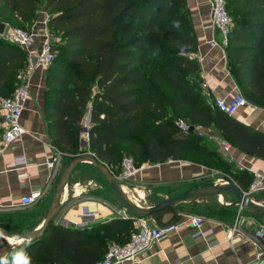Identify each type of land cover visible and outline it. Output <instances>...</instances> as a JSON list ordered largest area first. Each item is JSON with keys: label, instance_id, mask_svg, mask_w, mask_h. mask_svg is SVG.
Masks as SVG:
<instances>
[{"label": "trees", "instance_id": "obj_1", "mask_svg": "<svg viewBox=\"0 0 264 264\" xmlns=\"http://www.w3.org/2000/svg\"><path fill=\"white\" fill-rule=\"evenodd\" d=\"M224 1L231 18L227 69L241 94L264 108V0ZM41 5L54 53L44 83L47 138L66 167L87 152L115 177L124 158L136 167L185 161L217 167L247 191L252 175L233 170L207 137L194 131L184 135L175 125L184 121L210 130L246 155L264 158V133L203 98L194 57L197 37L186 0H0V22L29 30ZM25 70L24 52L0 38V98L14 94ZM88 111V151L81 152ZM179 208L151 219L160 227L174 224L182 219ZM166 215L170 218L164 222ZM202 215L234 219L227 208ZM134 223L132 217L114 218L74 229L52 222L42 238L17 246L0 264H96L110 245L129 242L137 231Z\"/></svg>", "mask_w": 264, "mask_h": 264}, {"label": "crops", "instance_id": "obj_2", "mask_svg": "<svg viewBox=\"0 0 264 264\" xmlns=\"http://www.w3.org/2000/svg\"><path fill=\"white\" fill-rule=\"evenodd\" d=\"M186 3L197 37V51L203 56L202 62L198 61L203 98L212 102L215 96L228 99L235 92L241 94L227 69L226 54L224 63L220 52L206 49L205 42L210 36V7L207 1L186 0ZM47 17L43 7L29 31L45 37L48 34ZM45 76L46 72L37 70L29 79L30 98L21 119V125L28 134L9 145L0 154V228L12 234H24L41 227L51 201L50 196L63 174L62 166L57 163L60 153L47 138L44 116ZM246 101L248 105L240 109L234 119L264 133V108L253 105L248 99ZM89 122L88 111L82 120V129H88ZM1 129L3 130L2 125ZM211 134L216 140L209 137L207 139L217 154L227 161L217 142L221 138L215 132L211 131ZM82 137L81 133V142ZM230 155L237 162L232 164L227 161L233 170L246 171L253 176V180L257 179L256 177L261 180L262 189L249 197L264 206V158L248 156L232 146ZM20 160L25 163L19 164ZM51 162L52 167H47L46 164ZM95 171L97 170L90 163H82L75 169L70 178L71 184L66 187L61 197L54 224L64 228L90 229L114 218L130 216V213L119 210L101 195L100 187L88 177ZM216 176L218 171L208 170L194 163L169 160L162 164H149L138 173L135 180L123 181L125 184L121 185V188L126 194H131L135 202L142 203L148 189H161V192H165L177 188L185 193L194 188L217 185L214 182ZM224 182L226 181L218 180V184ZM231 182L240 189L237 183L233 180ZM32 192H40V200L32 207L20 208V200ZM128 197L130 198V195ZM163 198L168 197L165 195ZM209 199L212 198L180 207L178 211L182 216L181 220L195 215L188 210L191 205L200 207ZM214 199L222 204L226 198L219 196ZM224 208L234 213V219L230 222L215 216L198 214L197 216L203 219L200 236H195L194 228L185 226L163 241L153 243L138 257L137 264H259L261 259L258 254L264 255V217L249 209L240 208L235 203ZM84 210L90 215H83ZM169 218L170 215H166L164 222ZM230 231L233 235L228 238ZM7 239L0 235V259L4 258L10 249L12 251L22 244L21 240L13 238L15 243H11ZM16 241L20 242L16 244Z\"/></svg>", "mask_w": 264, "mask_h": 264}, {"label": "built area", "instance_id": "obj_3", "mask_svg": "<svg viewBox=\"0 0 264 264\" xmlns=\"http://www.w3.org/2000/svg\"><path fill=\"white\" fill-rule=\"evenodd\" d=\"M210 7V36L205 42L208 51H218L222 55L225 63V47L227 45V37L231 28V18L225 9L224 0H206ZM48 19V17H47ZM3 39L21 49L26 56V70L22 78V85L9 98H0V117L3 133L0 137V154L11 144L19 141L28 132L21 125V119L24 107L28 102L29 95V79L37 71L47 72L51 66L54 53L49 40L48 34L41 37L31 31H25L18 27H9L5 31ZM219 39V41H218ZM197 61L202 62L203 56L194 55ZM35 60V64H33ZM248 105L246 99L239 93L235 92L233 96L226 99L224 97L215 96L212 101V107L218 111L234 118L238 111ZM178 131L184 135L190 131V126L184 121L175 123ZM193 131L199 136L213 138L211 131L199 127H193ZM82 135L87 138V128H83ZM216 140V139H215ZM221 152L225 155L229 163L237 164L236 160L230 155V145L222 140H217ZM53 161V160H52ZM24 164L23 160L18 162ZM47 167H52V162L46 164ZM149 164H143L136 167L130 158H124L121 162V171L117 180L130 181L135 180L139 172L147 168ZM254 179L249 186L247 196L257 193L263 187L261 180ZM224 184V183H223ZM41 198L40 192H32L24 196L19 203L20 208H29L35 205ZM83 215H90L87 210H84ZM124 216L122 218H127ZM136 232L131 235L129 242L124 246L112 244L108 247L107 252L101 260L96 264H137L138 257L146 251L153 243H158L166 239L170 234L179 232L183 227L190 226L196 230L195 236L201 235V226L203 219L200 216L192 215L185 220H180L168 226H157L150 219H134ZM233 235L232 231L228 233V238ZM263 253L258 254V258H263Z\"/></svg>", "mask_w": 264, "mask_h": 264}, {"label": "water", "instance_id": "obj_4", "mask_svg": "<svg viewBox=\"0 0 264 264\" xmlns=\"http://www.w3.org/2000/svg\"><path fill=\"white\" fill-rule=\"evenodd\" d=\"M6 29L7 25L0 22V38L4 37ZM33 64H35V60H33ZM190 131H193L192 126H190ZM81 144L82 146H88V142H81ZM82 163H90L92 166H94L100 176L111 188L114 196L117 198L120 204L129 211V217H132L133 219H150L151 216L157 212L167 209L179 208L183 205L195 203L208 198L224 196L227 193L233 194V196L236 198L235 205L239 206L240 208L249 209L264 217V206L254 202L235 184L228 182L220 185H209L194 188L181 195L165 199L154 206L141 207L126 195V193L121 188L120 182L112 174V172L104 164L100 163L92 154L87 152L83 155L73 158L65 168L63 174L60 176L54 188L46 216L39 229L24 234H12L0 228V235L6 238H15L16 240H21L22 243H30L42 238L46 229L52 222H54L59 212L61 197L68 186L73 172ZM10 252L11 249L8 251L7 255Z\"/></svg>", "mask_w": 264, "mask_h": 264}, {"label": "rangeland", "instance_id": "obj_5", "mask_svg": "<svg viewBox=\"0 0 264 264\" xmlns=\"http://www.w3.org/2000/svg\"><path fill=\"white\" fill-rule=\"evenodd\" d=\"M42 9H43V6L41 5L40 8H39V11L42 10ZM39 11H38V13H39ZM19 28H21V29H23L25 31H29V30H27L28 28H27L26 25L22 26V27H19ZM19 87L20 86L15 87L14 90L15 91L18 90ZM82 136H83L82 137V142H87L86 136H84V135H82ZM86 151H88L87 150V146H82V144H81V152H86ZM62 157L63 156L61 154L58 155L57 163L62 166V173H63L65 168H66V166L64 165ZM200 166L205 167L203 164L200 165ZM206 169L218 171V176H216V178L214 179V182H216L217 185H220V184H218V180L219 181H226L224 183H227V182L228 183H233V182H231V180H229L230 177L228 176L227 172H225V171H223V170H221V169H219L217 167H213V169H211V168H206ZM93 175H94V177H92ZM93 175L91 176V174H90V175H88V177L93 179V181H95L96 185L98 187H100V191L99 192L101 193V195L105 199L109 200L111 203L115 204L118 207L119 210L129 213V211L124 206H122L120 204V202L114 196L111 188L108 186V184L105 182V180L99 175V173L97 171H95V173H93ZM70 184H71V179L69 180L68 185L70 186ZM123 184H125V183L123 181H121L120 185H123ZM161 193H160V191L153 190V189L146 190V198H145L144 201L142 200V203L135 202V200H134V198H132L131 194H129V195H130V199H132L135 203H138L141 207H150V206H154V205L160 203L161 201L165 200L163 198V196H165V195L168 197L166 199H169V198L181 195L184 192L179 190V189H177V188H175V189L166 190L165 192H163V194H161ZM126 195H128V194H126ZM51 197H52V194H51L50 198ZM224 197L226 199H225V201H223L222 204L216 202L215 199L212 198V199H209V201L207 203H205L204 205H202L200 207H198L197 205L196 206L195 205H191L188 210L191 213L195 214V215L208 214L210 212L218 210L219 208L228 207V205L236 203V198L232 194L228 193V194L224 195ZM184 206H186V205H183L182 207H184Z\"/></svg>", "mask_w": 264, "mask_h": 264}, {"label": "bare ground", "instance_id": "obj_6", "mask_svg": "<svg viewBox=\"0 0 264 264\" xmlns=\"http://www.w3.org/2000/svg\"><path fill=\"white\" fill-rule=\"evenodd\" d=\"M132 201H133V200H132ZM1 237H2V236H1ZM7 240H8L9 242H11V243H13V242L15 243V241H14L13 238H8ZM19 242H20V241H16V244L19 243ZM12 245H13V244H12Z\"/></svg>", "mask_w": 264, "mask_h": 264}]
</instances>
